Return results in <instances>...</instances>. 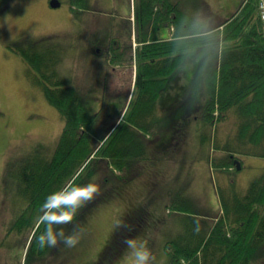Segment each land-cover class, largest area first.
Segmentation results:
<instances>
[{
  "label": "rangeland",
  "instance_id": "rangeland-1",
  "mask_svg": "<svg viewBox=\"0 0 264 264\" xmlns=\"http://www.w3.org/2000/svg\"><path fill=\"white\" fill-rule=\"evenodd\" d=\"M5 1L6 4L0 8V240L4 241L0 244V264H23V254L26 247L29 248L31 235L41 225L40 219L35 218L41 215L42 209L37 208L29 214L30 224L26 232H14L17 228L14 223L26 204L16 188V172L23 166L37 167L45 163L42 160L48 159L56 149L64 120L44 96L36 80L37 73L27 66L19 49L37 41L44 46H54L52 57H61L56 65L57 71L68 85L77 89L87 109L95 113L94 128L101 138L105 132L119 125L126 126L125 115L135 90L136 55L141 38L136 32L138 28L133 10L138 0H113L111 9V0H104L106 4L102 6L98 5V0H57L59 5H52L49 0ZM172 1L179 10L178 18H173L169 24L163 23L156 31V38L164 35L171 38L178 19L185 21L189 28L206 29L209 19L203 8L204 1L218 17H226L241 0ZM200 14L204 18L201 24H197ZM121 19L128 20L124 25V48H116L119 41L113 44L115 48L107 52L105 66H102L105 52H94V46L89 49L90 31L103 34L108 31L109 23L115 25ZM115 38L119 40L117 33L113 34ZM145 38H150L147 33L142 39ZM108 54L115 57L111 60ZM197 55L196 51L176 65L168 82H175L179 72L182 74L180 86L188 88L190 84L200 82L202 76V84L206 88V71ZM115 58L121 64L113 62ZM213 115L218 116L217 112ZM109 116L114 120L111 124ZM202 118L198 115L197 119H190L189 125L183 128L184 134L179 139L180 153L176 159L171 161L172 156L168 153L156 162L155 158L150 163L142 159L144 163H141L140 173L128 180L123 192L89 207L87 203L78 211L76 217L85 214L81 224L85 232L77 244L79 254L69 263H59L56 259L57 264L94 261L104 241L113 239L114 234L116 239L114 222L117 219L123 221L129 214L123 221L127 227L118 239L112 262L108 263L107 258L102 257L99 262L90 264H131L125 245L129 238L147 241V247L155 257L152 264H168L167 250L175 249L186 237L189 227L198 223L205 234L203 229L218 222L223 210L221 197L230 206L235 197L244 195L252 180L262 174L264 158L228 152L227 141L234 135L237 124L233 114L214 120L213 124ZM105 121L109 124L106 127L103 126ZM169 122L170 119L156 105L153 117L147 116V122L140 131L147 136L158 134L157 139H161L167 137L172 128ZM216 164L220 165L214 167ZM73 179L64 185V192L71 190ZM219 189L224 196H220ZM177 194L183 197L179 202L188 201L191 211L176 209L172 202ZM258 209L264 211V205L258 204ZM144 213L147 217L142 220ZM10 225L14 231H8ZM225 227L224 231L229 230L228 226ZM218 230H223L219 223ZM197 233L202 234L199 230ZM230 233L227 236L232 238ZM254 255L264 256V239ZM31 264H51V261L44 257Z\"/></svg>",
  "mask_w": 264,
  "mask_h": 264
},
{
  "label": "trees",
  "instance_id": "trees-1",
  "mask_svg": "<svg viewBox=\"0 0 264 264\" xmlns=\"http://www.w3.org/2000/svg\"><path fill=\"white\" fill-rule=\"evenodd\" d=\"M6 2L0 0V8ZM172 2L138 0L134 5L136 32L141 38L136 55L135 90L125 115L126 126L119 125L105 132L101 138L94 128L95 113L87 109L77 89L68 85L57 71L56 65L61 57H52L54 46H44L37 41L36 44L29 42L31 45L28 44V47L31 48L19 49L27 66L37 73L36 80L44 96L57 109L64 124L55 151L48 159L42 160L45 163L37 167L23 166L16 172V188L26 204L14 223L17 228L14 231L10 225L8 231L26 232L30 224L29 214L37 208L42 209L46 197L63 189L73 178L71 189L88 183L99 185L100 192L88 203V207L123 192L128 180L140 173L141 163H144L142 159L150 163L155 158L156 162L167 153L172 156L171 161L176 159L180 153L179 139L184 134L183 128L198 115L213 124L214 120L219 121L233 114L237 124L234 135L227 141L228 152L264 158V20L260 16L264 0H241L226 17H218L204 1L203 8L209 19L206 29L189 28L185 21L178 19L171 38H156V31L163 23L169 24L173 18H178L179 10ZM105 4L104 0H98L99 6ZM199 17L197 24H201L204 15ZM107 26L110 27V23ZM90 32L91 40L95 36H104L107 31L103 34ZM146 33L150 38L142 39ZM196 51L206 71L207 91L202 84V76L200 82L190 84L188 88L180 86L182 74L179 75V72L175 82H168L171 70ZM108 56L111 60L115 57L112 54ZM106 59L107 56L101 59L102 66H105ZM113 62H117L116 58ZM101 86L104 88L105 84ZM156 105L170 119L169 125L172 126L167 137L161 139H157L158 134L147 136L140 131L147 122V116L153 117ZM216 112L218 116L213 115ZM109 119V124L114 122L110 116ZM109 124L105 121L103 126ZM180 185L183 187L182 183ZM218 193L224 196L221 189ZM176 196L172 202L176 209L191 211L188 201L179 202L183 197ZM221 202L223 210L218 222L203 229L205 234L197 222L189 227L186 237L177 246L174 245L175 249L167 250L168 264H264L263 255H254L264 239V211L258 209V204L264 205V170L252 180L244 195L235 197L232 205L227 206V200L222 197ZM146 214L142 220H145ZM84 215H78L74 222L61 226L65 233H71L78 226L84 227L81 225ZM190 217L195 219L196 216ZM218 223L222 231L218 230ZM225 226L229 230L224 231ZM197 230L202 234L199 235ZM43 231V224L33 231L29 248L26 247L23 254V264H31L44 257L51 264H57V260L69 263L72 257L79 254L77 245L68 248L62 242L54 248H40L37 237ZM115 231L116 239L114 234L113 239L105 240L94 261L86 264L99 262L102 257L107 258L108 263L112 262L124 228ZM229 232L232 238L227 236ZM5 234L8 235V232ZM2 243L4 241L0 240Z\"/></svg>",
  "mask_w": 264,
  "mask_h": 264
},
{
  "label": "clouds",
  "instance_id": "clouds-1",
  "mask_svg": "<svg viewBox=\"0 0 264 264\" xmlns=\"http://www.w3.org/2000/svg\"><path fill=\"white\" fill-rule=\"evenodd\" d=\"M99 192L98 184L88 183L74 186L67 193L61 189L49 194L42 205V213L39 217L40 223L44 225V231L37 237L39 247L54 248L61 242L68 248L75 247L82 239L85 229L78 226L71 233L66 234L61 226L72 223L78 211L92 201ZM125 227L127 225L122 220L117 219L114 222V228L117 230ZM125 245L131 264H152L155 260L147 247L146 240L129 238L125 240Z\"/></svg>",
  "mask_w": 264,
  "mask_h": 264
},
{
  "label": "flooded vegetation",
  "instance_id": "flooded-vegetation-1",
  "mask_svg": "<svg viewBox=\"0 0 264 264\" xmlns=\"http://www.w3.org/2000/svg\"><path fill=\"white\" fill-rule=\"evenodd\" d=\"M125 23H126V21L124 19H121L115 25L110 23V27H109L108 31L104 34V36H101V37L95 36L90 40L89 49L92 50V46H94L95 47V49H93L94 52H97L98 50L104 51L105 56H107V52L112 51V49L115 48V46H113V44L115 45V43L118 41H119V43L116 44V45H118V46H116V48H118V49L124 48V35H125V30H126V28L124 26ZM120 27H121L120 32H117V30ZM114 33H117L119 35V40L116 38L113 39ZM102 58H104V57H102Z\"/></svg>",
  "mask_w": 264,
  "mask_h": 264
},
{
  "label": "built area",
  "instance_id": "built-area-1",
  "mask_svg": "<svg viewBox=\"0 0 264 264\" xmlns=\"http://www.w3.org/2000/svg\"><path fill=\"white\" fill-rule=\"evenodd\" d=\"M261 16L264 19V2L261 3Z\"/></svg>",
  "mask_w": 264,
  "mask_h": 264
},
{
  "label": "water",
  "instance_id": "water-1",
  "mask_svg": "<svg viewBox=\"0 0 264 264\" xmlns=\"http://www.w3.org/2000/svg\"><path fill=\"white\" fill-rule=\"evenodd\" d=\"M50 4L59 5L60 3L57 0H50Z\"/></svg>",
  "mask_w": 264,
  "mask_h": 264
},
{
  "label": "snow or ice",
  "instance_id": "snow-or-ice-1",
  "mask_svg": "<svg viewBox=\"0 0 264 264\" xmlns=\"http://www.w3.org/2000/svg\"><path fill=\"white\" fill-rule=\"evenodd\" d=\"M77 195H81L80 193H77Z\"/></svg>",
  "mask_w": 264,
  "mask_h": 264
},
{
  "label": "crops",
  "instance_id": "crops-1",
  "mask_svg": "<svg viewBox=\"0 0 264 264\" xmlns=\"http://www.w3.org/2000/svg\"><path fill=\"white\" fill-rule=\"evenodd\" d=\"M165 36V35H164ZM166 37V36H165Z\"/></svg>",
  "mask_w": 264,
  "mask_h": 264
}]
</instances>
